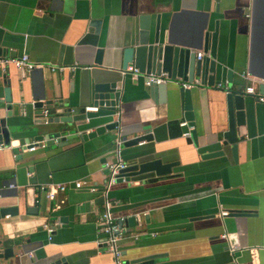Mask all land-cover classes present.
<instances>
[{
	"label": "crops",
	"instance_id": "0c3cea01",
	"mask_svg": "<svg viewBox=\"0 0 264 264\" xmlns=\"http://www.w3.org/2000/svg\"><path fill=\"white\" fill-rule=\"evenodd\" d=\"M144 15L152 29L157 15L164 30L174 22L175 36L191 44L206 31L205 18L210 30L218 24L221 71L215 84L228 83L246 101L237 125V153L229 145L223 156L203 158L183 138L144 141L140 150L178 161L174 178L155 184L122 181L106 191V163L131 161L132 148L120 149L121 140L110 143L99 136L62 145L43 141L29 150L26 143L37 141L31 102L45 95L43 103L94 106L95 83L122 80L120 103L131 113V123L122 129L156 125L170 112L180 116L177 84L169 83L167 93L156 99L143 78L122 69L124 49L139 36ZM93 20L100 21L99 33L88 36ZM99 49L102 64L95 62ZM196 51L204 55L203 49ZM22 54L44 67H8L5 74L15 82L11 103L5 101V74L0 76V113L12 106L9 119L20 130L12 137L17 146L0 143V189L12 194L0 195V207H15L0 219V253L13 250L0 264H49L62 258L64 264H115L101 243L98 222L106 200L114 202L113 213L126 231L125 261L158 254L147 264H233L234 259L264 264V102L245 91L254 82L259 88L257 76H264V0H0V57ZM51 65L74 69L54 72ZM192 92L194 128L205 135L226 131L229 92L209 83ZM77 180L97 190L70 187L49 199L42 188ZM223 209L231 212L223 216ZM239 210L247 214L232 215ZM131 216L140 224L132 226ZM233 245H238L235 252Z\"/></svg>",
	"mask_w": 264,
	"mask_h": 264
},
{
	"label": "water",
	"instance_id": "95a60500",
	"mask_svg": "<svg viewBox=\"0 0 264 264\" xmlns=\"http://www.w3.org/2000/svg\"><path fill=\"white\" fill-rule=\"evenodd\" d=\"M149 15H144L142 30L138 37H135L124 49L122 69L126 70L130 64H134L140 72L146 74L160 75L167 72L171 77H182L188 80L200 78L203 83L215 84L217 75L221 71L218 61L217 44L219 37L218 24L215 29L208 28V18L204 20V34H200L198 41L191 44L182 41L174 34V22L169 30H164L161 26L159 15H157L154 29L151 28ZM174 21V20H173ZM100 21L93 20L90 23L89 31L92 34L99 33ZM94 32V33H93ZM195 51H192V50ZM203 49L204 55L197 57V51ZM103 49L97 53L96 63L102 64L101 54ZM20 70L26 71L24 67ZM5 77V101L12 102L13 79ZM260 80L259 89L264 94V76H257ZM20 80V78L18 77ZM108 79V78H107ZM168 84H149L150 94L157 99V96H164L168 91ZM21 89V84L19 85ZM123 87L122 80L110 81L102 80L94 85V98L96 110H88L87 107L78 109L67 102L54 103L51 100L43 103L45 95H38L37 101L31 102V113L34 118L32 128L37 131V141H45L46 145H62L67 140L81 138L83 140L94 139L99 136L106 137L110 143L118 142L119 148H129L131 150L130 160L127 166L120 169L117 182H143L155 184L165 182L174 178V167L178 161H165L161 156L146 150H140L137 147L144 141L162 142L169 139L183 138L188 143L196 147L203 158L223 156L226 147L231 145L234 153H237V125L242 124L241 117L245 114L246 101L243 94L229 92L227 94V104L229 109V127L222 133L211 135L200 134L196 128L189 129L196 124V114L194 110V94L192 89L179 86L177 94L180 102V116H171L164 121L153 124H143L140 128L133 127L130 130H124L122 127L130 122L131 113L125 111L120 103V93ZM11 105V104H10ZM25 106V105H24ZM48 109V115L44 113ZM50 109L51 114H50ZM12 106H9L4 115L0 113V143L3 145L17 144L18 140H12L20 130H15L16 125L11 122ZM186 122L185 125H181ZM55 125L54 128L44 131L41 127ZM189 132L188 136L184 133ZM130 134H136L128 137ZM29 142V141H28ZM17 146V145H15ZM17 149V147H14ZM17 151V150H16ZM2 197L7 194L5 190L1 191ZM15 207H0V219ZM232 215L240 216L247 214L244 211H233ZM229 215V214H228ZM148 216V215H147ZM146 216V217H147ZM128 220V219H127ZM126 220V221H127ZM132 226L140 224L136 216H131ZM123 225V222H120ZM13 256L11 248L0 253V258L8 259ZM158 254L139 256L131 261H125L126 264H147ZM64 259L53 261L49 264H64Z\"/></svg>",
	"mask_w": 264,
	"mask_h": 264
},
{
	"label": "built area",
	"instance_id": "2783aa9c",
	"mask_svg": "<svg viewBox=\"0 0 264 264\" xmlns=\"http://www.w3.org/2000/svg\"><path fill=\"white\" fill-rule=\"evenodd\" d=\"M199 58L202 57V53L199 52L197 54ZM10 65H14L17 68L24 67L26 71H34L39 70L40 68H43V64L35 63L30 60L28 54H22L20 56H13V57H0V76L5 74L7 72V69ZM50 70L54 72H61L64 73L67 70L74 69V67L67 66V65H51L49 66ZM125 73L133 75L134 78L138 79L139 77L143 78L144 83L149 85L150 83L155 84H166V83H175L178 86L187 88V89H193L195 87H199L204 85L202 80L200 78H195L194 80H188L184 79L182 77H171L167 72H163L160 75L157 74H146L143 72H140L139 69L135 66H128L127 69L124 71ZM217 89L225 90L227 92H231V89L228 85V83L223 82H217L214 84ZM246 93L252 94L260 101L264 102V94L261 93L259 88L257 87L256 83H252L248 86H246L245 89ZM88 110H96V106H87ZM48 109H45L44 113L48 115ZM186 122H183L181 125H185ZM190 128H194V126H190ZM189 132L184 133V136H188ZM41 144V141H35V142H29L26 143V148L29 150H34L38 145ZM127 166V163L121 159H117L114 161H109L106 163V167L108 169V178L105 182V190L108 191L111 189L113 185L117 183V177L120 172V169ZM70 187H74L75 189H88L89 191H95L97 190V187L94 185H89L86 181L83 180H77L72 183H61L58 185H55L53 187L50 186L49 189L46 187H42L45 194L49 199H55L59 191H64ZM0 189V194H1ZM113 207L114 202L110 200H106L105 202V210L100 215L98 222L101 226V232L103 233V238L101 240V243L105 246L106 251L110 252L114 256L115 264H126L124 259V250L122 241L125 238V228L123 225L119 223V219L114 215L113 213ZM230 210L223 209L221 211V214L223 216H226L230 213ZM60 220H57L56 224H60ZM45 227L48 229L49 232H53L54 227L45 225ZM224 237H227V235H224ZM238 249V245H233L230 248L231 252H235ZM233 264H239L236 259H234Z\"/></svg>",
	"mask_w": 264,
	"mask_h": 264
}]
</instances>
